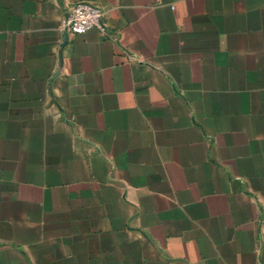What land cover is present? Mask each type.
Wrapping results in <instances>:
<instances>
[{
  "label": "crops",
  "instance_id": "0c3cea01",
  "mask_svg": "<svg viewBox=\"0 0 264 264\" xmlns=\"http://www.w3.org/2000/svg\"><path fill=\"white\" fill-rule=\"evenodd\" d=\"M0 264H264V0H0Z\"/></svg>",
  "mask_w": 264,
  "mask_h": 264
},
{
  "label": "built area",
  "instance_id": "2783aa9c",
  "mask_svg": "<svg viewBox=\"0 0 264 264\" xmlns=\"http://www.w3.org/2000/svg\"><path fill=\"white\" fill-rule=\"evenodd\" d=\"M92 30L107 31L105 11L88 2L74 4L62 22L61 31L67 36H74Z\"/></svg>",
  "mask_w": 264,
  "mask_h": 264
},
{
  "label": "water",
  "instance_id": "95a60500",
  "mask_svg": "<svg viewBox=\"0 0 264 264\" xmlns=\"http://www.w3.org/2000/svg\"><path fill=\"white\" fill-rule=\"evenodd\" d=\"M66 37H68L67 35H65Z\"/></svg>",
  "mask_w": 264,
  "mask_h": 264
}]
</instances>
